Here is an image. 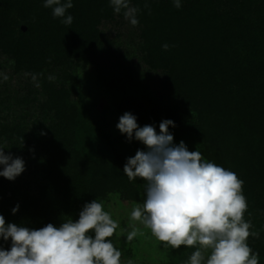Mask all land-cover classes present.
Instances as JSON below:
<instances>
[{
	"label": "trees",
	"instance_id": "1",
	"mask_svg": "<svg viewBox=\"0 0 264 264\" xmlns=\"http://www.w3.org/2000/svg\"><path fill=\"white\" fill-rule=\"evenodd\" d=\"M44 2L0 0V55L14 60L16 72L31 78L36 74L43 81L46 101L41 109L54 118L33 128L34 142L45 157L41 158L44 180L36 195L20 194L15 180L0 176V215L6 224L31 229L78 220L74 203L81 196H102L110 174L101 155L89 165L69 92L50 84L42 71L59 67L62 76L71 80L70 62L87 61L85 56L99 43L101 19H112L115 12L110 0H72L65 15H71L73 23L65 25L64 18H54ZM130 4L140 9L137 19L145 64L165 73L161 85L172 96H182L200 114L217 113V126L212 125L217 157L228 169L229 153H236L235 173L244 182L247 203L256 199L261 206L257 208L264 210V0H181L180 8L173 0H130ZM117 16L124 17L123 10ZM164 44L169 45L167 50ZM133 105L131 113L140 123L162 122L179 113L174 108L162 111L157 101L149 108ZM230 132H235L234 139ZM0 139L24 146L31 142L20 123L1 124ZM260 229L259 238L249 237L248 244L254 253L264 255V216ZM10 247V239L0 238V248Z\"/></svg>",
	"mask_w": 264,
	"mask_h": 264
},
{
	"label": "clouds",
	"instance_id": "2",
	"mask_svg": "<svg viewBox=\"0 0 264 264\" xmlns=\"http://www.w3.org/2000/svg\"><path fill=\"white\" fill-rule=\"evenodd\" d=\"M173 3L181 7V0ZM110 5L117 14L123 10L124 18L138 26L140 9L131 6L130 0H110ZM43 6L52 9L54 18H64L63 24L73 23V17L65 15L73 7L72 0H45ZM162 47L167 50L169 45ZM48 79L55 81L56 77ZM32 80H37L36 74ZM169 125L175 126L163 120L157 133L152 125L138 126L129 112L119 118L116 127L121 134L129 141L134 136L146 146V151L137 150L129 157L123 168L129 181H144L146 198L133 205L130 230L121 229L120 234L126 233V241L131 242L147 229L166 247L195 248L185 264H259V254L248 244L249 237L259 238L260 233L250 231L252 222L244 218L248 210L244 182L235 172L205 160L201 152L189 151L183 141L174 144ZM4 148L0 147V176L12 181L25 170V164L20 157L6 155ZM119 227L97 199L83 206L78 220L70 218L59 226L48 223L31 229L6 224L0 215V238L11 240L9 250L0 248V264H121L122 252L111 239Z\"/></svg>",
	"mask_w": 264,
	"mask_h": 264
},
{
	"label": "rangeland",
	"instance_id": "3",
	"mask_svg": "<svg viewBox=\"0 0 264 264\" xmlns=\"http://www.w3.org/2000/svg\"><path fill=\"white\" fill-rule=\"evenodd\" d=\"M97 30L100 33L99 43L94 51L85 56L87 61L70 62L71 80L62 76L59 67L52 66L42 71L50 84L63 86L68 90L69 100L77 110L78 130L84 144L81 149L84 155L89 156V165H94L101 155L110 173L104 194H92L88 198L81 196L74 203V210L80 213L86 203L96 199L103 202L105 210L120 225L117 235L111 239L122 252L121 264H127L128 260H132L133 264H185L195 248L166 247L147 229H143L146 233L144 236H138L131 242L126 241V233L120 234L121 229H128L133 205L142 204L146 198L144 181L139 178L129 181L123 168L129 157H133L137 150L146 151V146L134 136L129 141L116 125L125 112H133V104L140 103L149 108L153 101H157L162 111L173 108L174 111H179L170 115L172 118L166 119L173 121L175 125H169V132L174 136L173 143L178 145L183 141L189 151H199L205 160L222 166L215 149L217 134L212 129V125L217 126L218 115L208 112L200 114L182 96H172V91L161 85L165 73L150 69L143 60L140 26H132L127 19L118 17L115 13L112 19H101ZM4 75L8 77L7 80L3 79ZM50 75L55 76L56 80L49 81ZM37 83L39 87L36 86ZM42 86V80L33 81L28 73L16 72L14 60L0 55V125L24 124L31 139L26 146L0 139V146L5 147L3 151L6 155L23 159L25 170L15 178V188L20 194L30 196L36 195L44 180L41 158H45L34 142L33 128L38 124H48L54 119L52 113L41 109L42 103L46 101ZM215 102L217 103V99ZM211 118L214 119V124H211ZM160 123L137 122L140 127L154 126L157 133ZM229 129L232 131L231 126ZM234 133H229L230 139H234ZM24 152H28L29 156ZM234 154L236 153L231 150L227 159L230 164L226 168L236 172V159L233 158H237V155ZM98 181H103V178H98ZM244 187L243 183V189ZM262 201L264 205V194ZM247 204L248 210L244 218L252 222L253 228L250 231H258L261 235L264 210L259 209L261 206L256 199L252 205ZM259 262H264V255L259 254Z\"/></svg>",
	"mask_w": 264,
	"mask_h": 264
}]
</instances>
